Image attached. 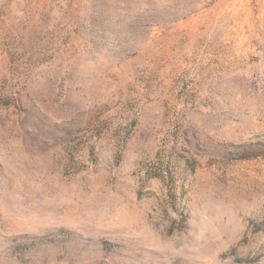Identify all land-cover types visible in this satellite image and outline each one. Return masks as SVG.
Instances as JSON below:
<instances>
[{
  "label": "rangeland",
  "instance_id": "rangeland-1",
  "mask_svg": "<svg viewBox=\"0 0 264 264\" xmlns=\"http://www.w3.org/2000/svg\"><path fill=\"white\" fill-rule=\"evenodd\" d=\"M259 147L264 0H0V264H264Z\"/></svg>",
  "mask_w": 264,
  "mask_h": 264
},
{
  "label": "trees",
  "instance_id": "trees-1",
  "mask_svg": "<svg viewBox=\"0 0 264 264\" xmlns=\"http://www.w3.org/2000/svg\"><path fill=\"white\" fill-rule=\"evenodd\" d=\"M262 148H248L245 149L246 151V155H244V157H251V156H256V155H260V154H264V151H261ZM264 150V147L263 149Z\"/></svg>",
  "mask_w": 264,
  "mask_h": 264
}]
</instances>
